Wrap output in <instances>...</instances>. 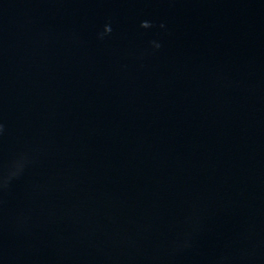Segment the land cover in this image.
<instances>
[{"label":"water","instance_id":"95a60500","mask_svg":"<svg viewBox=\"0 0 264 264\" xmlns=\"http://www.w3.org/2000/svg\"><path fill=\"white\" fill-rule=\"evenodd\" d=\"M0 124V264H264V0H0Z\"/></svg>","mask_w":264,"mask_h":264},{"label":"clouds","instance_id":"9594fccd","mask_svg":"<svg viewBox=\"0 0 264 264\" xmlns=\"http://www.w3.org/2000/svg\"><path fill=\"white\" fill-rule=\"evenodd\" d=\"M141 28L143 29H149L153 27V24L150 21H142ZM160 28H164V24H160ZM112 32V28L110 24L105 25L103 32L98 34L99 39H104L105 36L110 35ZM152 47L155 50H159L161 45L155 41L152 42ZM4 128L3 125L0 124V135L3 134ZM28 162V156L26 154H22L16 161L13 162V164L8 168V170L3 174L0 175V189H7L10 182L18 178L21 171L23 170L24 166Z\"/></svg>","mask_w":264,"mask_h":264}]
</instances>
